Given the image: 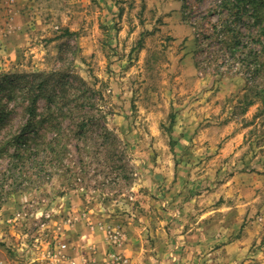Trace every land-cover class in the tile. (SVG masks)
Returning a JSON list of instances; mask_svg holds the SVG:
<instances>
[{"label": "rangeland", "instance_id": "374dc122", "mask_svg": "<svg viewBox=\"0 0 264 264\" xmlns=\"http://www.w3.org/2000/svg\"><path fill=\"white\" fill-rule=\"evenodd\" d=\"M221 4L0 0V149L29 110L53 117L19 190L0 185V264H81V221L136 219L137 183L194 200L197 221L219 210L246 240L243 263L264 264L263 24L240 26ZM33 73L53 77L35 109ZM15 153L0 152V173ZM96 225L101 264L127 259V233Z\"/></svg>", "mask_w": 264, "mask_h": 264}, {"label": "crops", "instance_id": "0c3cea01", "mask_svg": "<svg viewBox=\"0 0 264 264\" xmlns=\"http://www.w3.org/2000/svg\"><path fill=\"white\" fill-rule=\"evenodd\" d=\"M213 131L210 129L209 132ZM185 132V135H189L191 130L186 129ZM135 185L133 199L138 202L135 203L138 210L132 215L136 219L118 221L114 216L102 220L93 219L94 225L91 228L85 221H81V264H101L108 250L105 231L97 227V222H101L104 228L112 226L127 233L128 241L123 248V255L129 258V264L244 262L246 240L243 236H227L237 228L236 223L228 222L226 217L219 220L218 213H214L219 210L205 212L201 221H197L195 215L200 211L191 204L194 200L189 201L190 198H187L184 204H179L173 192H166V185L154 194L157 198L155 200L153 191L148 193L149 189L146 191L138 188L139 183Z\"/></svg>", "mask_w": 264, "mask_h": 264}, {"label": "trees", "instance_id": "16d2710c", "mask_svg": "<svg viewBox=\"0 0 264 264\" xmlns=\"http://www.w3.org/2000/svg\"><path fill=\"white\" fill-rule=\"evenodd\" d=\"M221 2V8L226 10L229 17H234L233 20L237 21L240 26H247V24L244 23V20L246 18H252L256 24H263L260 27V30L264 32V0H221ZM229 30L231 31L232 29ZM238 44L239 41H236L235 45ZM31 77L33 79L31 93L33 92L35 98L32 100L31 105H33V108L35 109L37 99L41 94H45V92L49 90L50 82L53 77H44L43 80H41L43 77L42 73H33ZM36 88L37 91L34 90ZM55 90L56 89L53 91ZM54 98L55 97H51L52 100H54ZM28 116V120L20 127L19 133L10 141L4 143L0 149L2 154H7L8 148L12 146L15 148L16 152L13 156L17 159L15 162H10L11 166L4 172L0 173L1 187L5 183L7 186V189L3 192L4 196L19 190L22 182L21 178L28 175L30 172L29 164H36L41 157L39 152H32V144H34L35 140L40 137V127L43 126V123L47 124L53 118L52 116H47L39 120V115H35L32 109L28 111ZM1 120L0 116V122ZM81 127H83V125H81ZM105 131L108 130L105 128ZM25 162L27 163V167L24 166ZM19 165L21 166L20 170H18ZM3 199L4 197L2 200Z\"/></svg>", "mask_w": 264, "mask_h": 264}, {"label": "built area", "instance_id": "2783aa9c", "mask_svg": "<svg viewBox=\"0 0 264 264\" xmlns=\"http://www.w3.org/2000/svg\"><path fill=\"white\" fill-rule=\"evenodd\" d=\"M108 240L113 247H122L126 241V236L119 232H109ZM106 264H128L127 259L117 253L110 255L109 261Z\"/></svg>", "mask_w": 264, "mask_h": 264}]
</instances>
